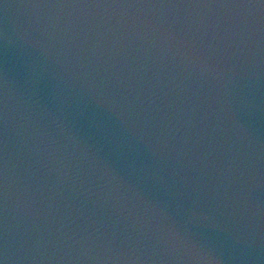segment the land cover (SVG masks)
<instances>
[{
    "label": "water",
    "instance_id": "95a60500",
    "mask_svg": "<svg viewBox=\"0 0 264 264\" xmlns=\"http://www.w3.org/2000/svg\"><path fill=\"white\" fill-rule=\"evenodd\" d=\"M0 264H264V0H0Z\"/></svg>",
    "mask_w": 264,
    "mask_h": 264
}]
</instances>
